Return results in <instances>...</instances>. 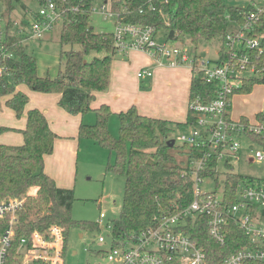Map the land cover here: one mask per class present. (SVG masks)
Here are the masks:
<instances>
[{
  "label": "trees",
  "instance_id": "obj_1",
  "mask_svg": "<svg viewBox=\"0 0 264 264\" xmlns=\"http://www.w3.org/2000/svg\"><path fill=\"white\" fill-rule=\"evenodd\" d=\"M32 1L40 7L48 0ZM55 1L62 3V0ZM94 1L68 0L64 5L65 10L79 6L81 11H68L61 25L60 44L69 50L63 51V69L54 78L39 76L36 58L28 52L26 44L21 38H10L16 58L3 63L8 73L0 81V99L8 97L6 106L15 112L17 118H22L29 97L17 91V87L26 84L37 93L60 94L59 105L71 115L84 116L94 112L95 124L82 123L79 139L91 140L114 153L115 160L108 164V171L125 179L122 211L112 225L114 246L119 247L153 225L156 219L167 215L173 207L190 202L193 184L188 170L194 150L176 144L171 147L169 142L173 140L172 133L191 126L195 118L190 111L186 124L173 123L144 116L133 106L118 115L119 136H113L109 130V121L114 114L111 108L108 105L92 108L96 93L107 92L110 87L112 66L118 54L113 33H98L91 24ZM2 4L6 7V13L3 11L8 29H11L15 23L11 13L18 8L27 11L28 7L24 0H0L3 9ZM148 4L149 0L111 1L112 11L119 14L123 22L153 26L158 34L165 31L166 41L188 43L196 55L203 42L217 37L224 39L229 29L234 31L241 26L246 15L254 10L229 7L224 0L155 2L152 11ZM30 10L36 17L37 11ZM22 24L26 25V20ZM255 34L263 38L264 43V22H260ZM77 46L79 49L76 50ZM257 84H264V81H247L240 94L250 93ZM212 93V87L194 74L190 103L198 98L206 99ZM22 134L24 143L21 146L0 144V203L9 198L24 200L11 264H18L15 258L23 236L35 232L46 234L52 226H58L64 234L66 250L71 229L99 230L97 225L72 218L76 200L74 189L58 187L45 173V158L53 154L58 136L40 110L28 111L27 126ZM241 179L240 175H230L227 187L232 188V184ZM6 228L7 223L0 221V235ZM193 235L208 254L209 264H222L227 256L239 249L236 239L242 237V233L233 227L228 244L220 246L210 238L206 225L194 230Z\"/></svg>",
  "mask_w": 264,
  "mask_h": 264
},
{
  "label": "built area",
  "instance_id": "obj_2",
  "mask_svg": "<svg viewBox=\"0 0 264 264\" xmlns=\"http://www.w3.org/2000/svg\"><path fill=\"white\" fill-rule=\"evenodd\" d=\"M170 1L149 0L148 9L155 10V2ZM67 2L62 0L58 4L48 0L39 7L36 17L26 20V25L15 22L11 29L0 6V81L8 73L3 63L16 58L10 38H21L25 44L27 40H40L50 34L55 26L62 25L70 11H81L79 6L65 10ZM92 12H95L94 7ZM98 12L105 20L115 19L113 37L118 54L137 50L148 54L158 66H190L193 73L213 89L210 97L190 103L195 121L182 129L178 137L182 146L194 150L188 170L193 184L190 202L173 207L129 242L115 247L113 241L111 251L105 254L107 259L116 264H209L208 254L193 235L194 230L206 225L210 238L220 246L228 244L233 227L242 233V237L236 239L239 249L222 264H264V183L249 181L240 175L242 179L238 183L227 187L229 176L239 175L232 172L231 161H239L242 154H246L250 163L264 162V108L252 118L235 119L232 114L233 100L246 82L264 81V43L263 38L255 34L260 22H264V8L249 12L245 22L224 37L216 62L202 60L183 46H174L166 40L160 42L153 26L123 22L120 15L112 11L110 1H105ZM137 76L151 78L153 72L143 69ZM224 170L228 173H223ZM23 205L24 200L20 199L0 203V221L7 223L0 235V264H11ZM105 218L101 213L98 226L103 230ZM108 227L111 229V225ZM99 242L105 243V239L100 237ZM64 257V234L58 226H52L46 234L35 232L23 236L15 261L18 264H64Z\"/></svg>",
  "mask_w": 264,
  "mask_h": 264
},
{
  "label": "rangeland",
  "instance_id": "obj_3",
  "mask_svg": "<svg viewBox=\"0 0 264 264\" xmlns=\"http://www.w3.org/2000/svg\"><path fill=\"white\" fill-rule=\"evenodd\" d=\"M24 1L28 7L27 11L18 8L10 15L11 19H14L16 23L30 20L33 17L30 9L34 11L39 9V6L32 0ZM224 2L229 7L243 8L244 10L264 8V0H224ZM104 3L105 0L94 1L95 12L91 16V24L98 33H113L115 19L105 20L104 16L98 12ZM4 8L6 7H3L5 11ZM230 30L228 31L231 32L232 30ZM60 31L61 25L55 26L54 30L42 39L27 40L25 43L28 47V52L36 58L38 75L41 77L49 76L54 78L58 75L60 69H63L62 53L69 50V48H62L60 44ZM165 34V31L159 34L158 40L160 42L166 40ZM171 44L183 46L193 53L194 49L188 43L179 41ZM223 44V39L217 37L211 41L203 42L198 47L196 53L202 60L216 62L220 58L219 53L223 49ZM75 49L77 50L79 47L77 46ZM118 58H122V56L118 55ZM140 81L144 82L142 84H146V79ZM21 88L27 92L31 90L26 84H21ZM6 99L7 97L0 99V113L4 109ZM263 101L264 84H257L253 87L250 95L241 94L234 98L233 118L237 119L241 115L252 118L253 113L260 108ZM7 111L9 113L12 112L10 109ZM10 115L5 114V118L10 117ZM83 117L84 122L89 125L94 124L96 121V116L93 112H89ZM119 128V117L114 115L109 121V130L113 136L118 137ZM180 133L176 131L171 136L175 140L176 146L181 147L182 144L178 141ZM73 138L70 140L74 141V143L76 142L78 147L67 161V164H72L68 166L70 174L67 182L70 186L69 188L74 189L76 198L73 204L72 218L78 222H87L98 226L100 215L103 213L106 218L103 220L102 225L106 228L103 230L100 226L99 230L94 231L83 230L81 228L71 229L67 237L64 264H116L108 260L105 254L109 253L113 246L112 225L114 221L118 220L122 211L125 179L108 171V164L113 163L115 160L114 153L100 147L91 140ZM246 147L247 145H244L245 149ZM64 154L66 153L57 152V155L61 157ZM246 159V154H242L239 161H231L232 172L242 175L246 180L264 183V162L250 163ZM223 173L227 174L228 172L224 170ZM223 178L224 174L219 179V182H222ZM207 182L213 183L211 180ZM109 225H111V229H109ZM100 237L105 239V243L99 242Z\"/></svg>",
  "mask_w": 264,
  "mask_h": 264
},
{
  "label": "crops",
  "instance_id": "obj_4",
  "mask_svg": "<svg viewBox=\"0 0 264 264\" xmlns=\"http://www.w3.org/2000/svg\"><path fill=\"white\" fill-rule=\"evenodd\" d=\"M118 55L122 58H118ZM143 69L153 72V77L145 78L146 84H142L144 82L140 80L144 79H139L137 76ZM193 77L194 73L190 66L176 68L167 65L158 66L142 51L131 50L126 54H117L112 66L110 87L107 92L96 93L92 108L108 105L114 113L113 116H118L135 106L144 116L186 124L190 113ZM17 91L28 95L29 103L23 117L18 120L13 110L10 109L12 111L10 113L7 111L9 108L5 102L4 109L0 113V144L23 145L22 131L27 126V113L31 109L40 110L46 116L51 130L58 136L53 154L45 158V173L55 180L58 187L70 189L67 182L70 174L68 166L72 164H67V161L78 147V144L70 139L74 137L73 139L80 140V126L82 123H88L84 122L82 115H71L59 105L60 94H43L31 90L27 92L21 88V85L17 87ZM250 94L251 92L245 95ZM263 108L264 101L252 116L261 112ZM5 114L11 115L5 118ZM241 117L248 116L241 115ZM180 131L181 129L177 130ZM57 152L66 154L61 157Z\"/></svg>",
  "mask_w": 264,
  "mask_h": 264
},
{
  "label": "water",
  "instance_id": "obj_5",
  "mask_svg": "<svg viewBox=\"0 0 264 264\" xmlns=\"http://www.w3.org/2000/svg\"><path fill=\"white\" fill-rule=\"evenodd\" d=\"M169 145H170L171 147H173V146L175 145V140H171V141L169 142Z\"/></svg>",
  "mask_w": 264,
  "mask_h": 264
}]
</instances>
